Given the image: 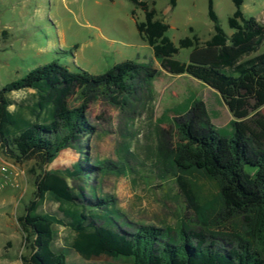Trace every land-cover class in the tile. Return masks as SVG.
<instances>
[{"label": "trees", "instance_id": "obj_1", "mask_svg": "<svg viewBox=\"0 0 264 264\" xmlns=\"http://www.w3.org/2000/svg\"><path fill=\"white\" fill-rule=\"evenodd\" d=\"M131 1L145 12L137 30L153 50L149 63L123 61L94 75L54 60L0 90V148L17 163L35 161L41 170L33 198L18 218L30 250L23 264H69L66 253L55 248L53 223L33 215L46 193L82 206L81 220L71 226L70 247L87 261L107 257L123 258V264H264V148L242 123L264 107V53L258 54L264 20L246 17L244 0H233L229 36L213 0H208L211 38L202 42L191 28L192 36L176 45L167 35L169 24L157 17L154 7ZM170 1L175 7L176 0ZM182 49L191 50L187 62L176 58ZM164 72L189 75L215 90L233 117L232 131L219 134L206 104L193 95L166 110L159 123L169 122L172 131L156 126L150 159L163 178L173 177L190 216L176 227L137 225L127 232L126 214L89 180L92 173L98 180L96 171H105L84 142L95 133L88 110L101 99L131 111L146 106ZM25 89L36 91L35 103L11 110L8 94ZM68 149L80 155L79 170H48ZM131 152L128 144L123 146L124 157H132Z\"/></svg>", "mask_w": 264, "mask_h": 264}, {"label": "rangeland", "instance_id": "obj_2", "mask_svg": "<svg viewBox=\"0 0 264 264\" xmlns=\"http://www.w3.org/2000/svg\"><path fill=\"white\" fill-rule=\"evenodd\" d=\"M157 10V17L169 24V38L178 45L191 37L190 29L202 42L213 34L208 17V0H140ZM155 3V5L153 4ZM220 25L230 36L229 18L235 12L233 0H213ZM246 17L264 20V0H244ZM145 21V12L131 0H0V90L29 71L54 60L72 71L84 70L98 75L123 61L149 63L152 48L139 36L137 22ZM190 49H182L176 58L187 62ZM264 53V44L258 54ZM189 95L203 101L215 130L229 135L233 120L221 96L189 75L174 76L164 72L154 82V97L146 106L134 111L117 108L105 100L94 102L88 117L95 133L86 143L91 158L100 160L105 173L90 183L99 187L105 197L114 198L126 214L129 226L151 225L176 227L186 216L187 205L178 197L173 177L163 178L150 159L156 139V126L172 131L162 121L164 112L182 104ZM12 103L34 104L36 91L25 89L7 96ZM73 104H77L76 98ZM242 123L264 148V107ZM129 145L132 157H124L123 146ZM134 152V153H133ZM81 157L73 149L63 151L47 168L75 173ZM0 264H23L30 255L25 233L18 218L36 190L41 170L35 161L17 163L0 148ZM77 183H81L78 181ZM215 192V191H214ZM83 208L46 193L33 215L48 218L56 234L55 248L66 253L69 264H123V258L103 257L87 261L71 247V226L82 218ZM223 244L218 241V245Z\"/></svg>", "mask_w": 264, "mask_h": 264}, {"label": "built area", "instance_id": "obj_3", "mask_svg": "<svg viewBox=\"0 0 264 264\" xmlns=\"http://www.w3.org/2000/svg\"><path fill=\"white\" fill-rule=\"evenodd\" d=\"M0 171L4 174H7L8 173V168L6 166H1L0 165Z\"/></svg>", "mask_w": 264, "mask_h": 264}, {"label": "water", "instance_id": "obj_4", "mask_svg": "<svg viewBox=\"0 0 264 264\" xmlns=\"http://www.w3.org/2000/svg\"><path fill=\"white\" fill-rule=\"evenodd\" d=\"M197 80V79H196ZM199 81V80H198ZM201 82V81H200ZM205 84V83H204ZM223 100V99H222ZM224 102V101H223Z\"/></svg>", "mask_w": 264, "mask_h": 264}]
</instances>
